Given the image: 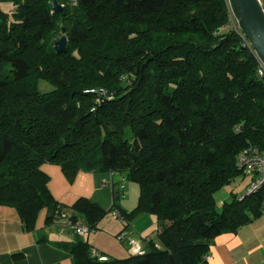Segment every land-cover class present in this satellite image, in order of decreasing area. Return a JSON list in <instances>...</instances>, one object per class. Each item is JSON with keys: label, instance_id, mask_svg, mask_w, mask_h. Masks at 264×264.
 Wrapping results in <instances>:
<instances>
[{"label": "trees", "instance_id": "obj_1", "mask_svg": "<svg viewBox=\"0 0 264 264\" xmlns=\"http://www.w3.org/2000/svg\"><path fill=\"white\" fill-rule=\"evenodd\" d=\"M53 1L0 0L13 7L0 6V206L27 232L43 209L46 227L65 214L93 231L113 210L124 229L154 216L161 246L123 259L100 261L77 234L55 242L75 264H208L215 238L258 218L264 198V185L215 198L252 181L237 166L242 150H264V76L227 0H55L59 11ZM44 164L69 183L79 172L124 175L137 205L122 209L113 190L109 210L88 198L66 206Z\"/></svg>", "mask_w": 264, "mask_h": 264}, {"label": "crops", "instance_id": "obj_2", "mask_svg": "<svg viewBox=\"0 0 264 264\" xmlns=\"http://www.w3.org/2000/svg\"><path fill=\"white\" fill-rule=\"evenodd\" d=\"M41 169L49 176L48 188L53 197L66 206H71L79 198H88L109 210L114 203L113 189L117 190L121 186L124 189L118 190L116 203L128 212L137 205L139 187L128 183L124 175L114 174L111 188L103 186V181L110 179L108 172H79L74 181L69 183L60 167L44 164ZM248 183L249 179L247 182L240 181L233 191L241 195ZM114 211L108 213L114 221L107 222L105 227L99 225V228L106 230L105 235L117 239L118 235L125 234L143 252L149 250V241H154L157 247L161 246L154 216L140 215L128 229H124L123 220L114 217ZM45 218L46 210L43 209L37 216L35 231L27 232L15 208L0 206V264H75L72 256L58 248L55 242H71L76 234L63 220L46 227ZM38 233L45 234L48 240L38 242ZM80 237L84 239V236ZM84 240L89 243V238ZM118 243L125 248L126 256L136 255L130 250L127 240ZM91 249L93 255H102L97 249ZM207 260L208 264H264V198L261 201V215L241 227L237 233H224L216 237Z\"/></svg>", "mask_w": 264, "mask_h": 264}, {"label": "built area", "instance_id": "obj_3", "mask_svg": "<svg viewBox=\"0 0 264 264\" xmlns=\"http://www.w3.org/2000/svg\"><path fill=\"white\" fill-rule=\"evenodd\" d=\"M260 4H261V7L264 11V0H260ZM231 20L233 22V26L235 27V30L240 32V30L237 26V23L233 17ZM241 35H242V33H241ZM242 37H243L244 45L249 46L248 41L244 38L243 35H242ZM258 63H259V75L264 76V67L262 66V64L260 63L259 60H258ZM237 166H238V169L244 175L253 177L252 181L249 183L248 187L244 191V194H247V195L252 194V193L258 191L264 185V150H258L256 148H252V147H249V148L242 150L240 152V154L238 155V158H237ZM113 175H114L113 172H109L110 179L103 181L104 187L110 186L111 188H113V183H112L113 182L112 181ZM123 189H124V186H121V187L117 188V190H115V191H117V192H118V190L123 191ZM113 216L121 219L119 212L116 210L113 212ZM61 220L65 221L66 225L69 226L73 230V232L75 234H77L78 236H85L89 232L93 231L86 225H82V224L70 225L67 221V217L65 214H62ZM117 239L119 242H125L127 240L128 244L130 245V250L133 253H135V254L144 253L142 248L139 245H137L133 239H129V238L127 239L125 234L118 235ZM99 260L100 261H106L107 258L104 256H99Z\"/></svg>", "mask_w": 264, "mask_h": 264}, {"label": "water", "instance_id": "obj_4", "mask_svg": "<svg viewBox=\"0 0 264 264\" xmlns=\"http://www.w3.org/2000/svg\"><path fill=\"white\" fill-rule=\"evenodd\" d=\"M227 2L230 13L236 21L240 32L264 67V11L260 0H227ZM52 7L54 11H59L62 8L55 0L52 3ZM66 46L67 38L63 34L55 41L54 49L56 52H63Z\"/></svg>", "mask_w": 264, "mask_h": 264}, {"label": "rangeland", "instance_id": "obj_5", "mask_svg": "<svg viewBox=\"0 0 264 264\" xmlns=\"http://www.w3.org/2000/svg\"><path fill=\"white\" fill-rule=\"evenodd\" d=\"M0 6L2 10L6 12H11L13 8L9 3H2ZM59 38L60 35L57 37V40ZM39 88L41 89V91H48L49 89H51V87L44 82H41L39 84ZM247 180L248 178L245 179L237 178L230 185L225 186L218 193H216L215 198L217 202L221 204L223 201H229L231 199L230 192H232L234 189H237L236 184H238L240 181L247 182ZM134 185L136 186V188L138 187L136 184ZM110 218H111L110 214H107L98 224V228H97L98 232L94 233L95 231H91L84 236V239L89 238V244L91 245V247L97 249L101 254H107L110 257L117 259L126 258L128 256H126L125 248L118 243L117 239L112 236L105 235L104 233L106 230L105 229L102 230L101 228H99V225L105 227L107 225V222L114 221L113 219Z\"/></svg>", "mask_w": 264, "mask_h": 264}]
</instances>
